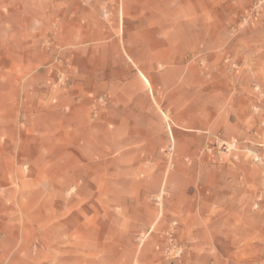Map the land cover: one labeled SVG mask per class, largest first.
Segmentation results:
<instances>
[{
    "label": "crops",
    "instance_id": "1",
    "mask_svg": "<svg viewBox=\"0 0 264 264\" xmlns=\"http://www.w3.org/2000/svg\"><path fill=\"white\" fill-rule=\"evenodd\" d=\"M225 2L19 0L42 6V14L25 10L10 20L18 35L32 38L25 47L42 53V61L58 54L65 65L59 88L52 78L22 83L23 97L35 102L34 123L47 118L36 131L48 133L47 142L35 144L38 162L47 166L38 178L45 188L25 190L23 204L42 212L47 200L55 203L50 198L80 197L82 264L90 254L104 253L106 243L131 244L135 236L149 235L158 210L153 198L164 187L166 216L159 227L179 221L184 264L215 263L223 255L220 236L231 239L236 256L243 252L246 244L232 238L229 216L217 206V185L212 191L197 186L204 178L195 156L210 138L217 111L214 55L217 23L227 19L218 6ZM41 60L28 65L36 68ZM170 145L175 168L168 170L164 150ZM78 180L83 183L68 194ZM106 213L113 214L111 221Z\"/></svg>",
    "mask_w": 264,
    "mask_h": 264
},
{
    "label": "rangeland",
    "instance_id": "2",
    "mask_svg": "<svg viewBox=\"0 0 264 264\" xmlns=\"http://www.w3.org/2000/svg\"><path fill=\"white\" fill-rule=\"evenodd\" d=\"M37 9L42 14L40 5L0 0V264H82L80 197L50 198L55 203L47 200L42 212L27 210L23 204L25 190L45 188V181L38 178L46 176L47 166L38 162L40 150L35 144L47 142L48 133L36 131L35 125L47 124V118L34 123L35 102L23 97L22 83L29 78H52L56 80L52 87L59 88L65 76L60 55L42 61V53L25 47L32 38L18 35L11 25V19ZM218 9L227 19L217 23V111L210 138L195 156L202 162L198 176L204 178L197 180V186L212 191L217 185V206L229 216L230 234L246 245L236 256L231 239L220 236L223 255L218 253L215 263L211 259L202 264H264V0H226ZM47 39H43L46 46ZM32 60L41 64L34 68L28 65ZM164 152L170 158L168 170L175 168L171 158L176 149ZM82 183L75 182L68 194ZM95 184L89 181L88 187ZM165 193L164 187L153 198L158 210L149 235L148 230L135 236L131 244L106 243L104 253L90 254L84 264H184L187 249L178 237L179 221L171 218L159 227L166 216ZM94 216L89 213V224L95 222ZM105 218L111 221L113 214L106 213ZM173 222L176 239L184 248L179 257L167 256L162 246ZM237 225L241 228L236 229Z\"/></svg>",
    "mask_w": 264,
    "mask_h": 264
},
{
    "label": "built area",
    "instance_id": "3",
    "mask_svg": "<svg viewBox=\"0 0 264 264\" xmlns=\"http://www.w3.org/2000/svg\"><path fill=\"white\" fill-rule=\"evenodd\" d=\"M168 149H172V146ZM175 222L165 231V245L164 253L170 257H179L183 253V246L180 242L177 241L175 232H174Z\"/></svg>",
    "mask_w": 264,
    "mask_h": 264
}]
</instances>
